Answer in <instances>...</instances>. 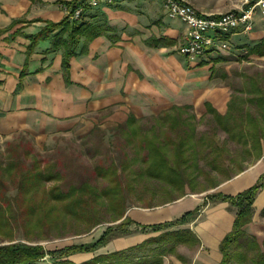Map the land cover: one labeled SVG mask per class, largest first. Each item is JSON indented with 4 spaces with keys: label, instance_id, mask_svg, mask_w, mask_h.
Wrapping results in <instances>:
<instances>
[{
    "label": "crops",
    "instance_id": "1",
    "mask_svg": "<svg viewBox=\"0 0 264 264\" xmlns=\"http://www.w3.org/2000/svg\"><path fill=\"white\" fill-rule=\"evenodd\" d=\"M182 1L204 15L225 13L242 5V0ZM81 2L0 0V139L27 134L43 142L67 131L79 134L90 130L97 121L88 116L106 113L101 122L115 125L129 114L157 115L172 105L190 106L197 119L205 113V104L225 113L231 89L222 76L213 73L222 63L214 62L215 55L190 63L177 54L186 27L167 15L162 0H120L112 5L101 2L95 8L85 2L82 17L73 20L70 13ZM94 15L117 28L121 39L113 44L100 36L86 45L81 39L76 52L84 46L85 53L69 60L67 79L62 50L52 49L60 28L47 36L43 34L45 37L28 51L31 38L43 33L48 23L95 22ZM160 39L163 41L156 45ZM262 39L264 17L256 13L251 31H237L232 36L233 52L249 54ZM254 56L259 57L249 58ZM227 68L224 67L226 72ZM263 174L262 141V156L243 172L210 189L209 195L235 196L253 186ZM206 199L207 195L187 192L163 206H132L124 216L133 221L128 227L129 235L113 238L94 253L75 254L70 259L79 263L98 254L139 245L164 232L141 231L142 226L174 221L200 207L199 213L170 229L189 230L199 243L177 245L173 255L163 257V264H219V245L231 232L237 209L220 201H208L203 206ZM252 208V219L243 230L260 243L264 241V187L257 191ZM102 232L98 231L94 240Z\"/></svg>",
    "mask_w": 264,
    "mask_h": 264
},
{
    "label": "trees",
    "instance_id": "2",
    "mask_svg": "<svg viewBox=\"0 0 264 264\" xmlns=\"http://www.w3.org/2000/svg\"><path fill=\"white\" fill-rule=\"evenodd\" d=\"M92 18L97 21H82L77 25L66 21L48 23L43 33L31 38L28 51L41 38L60 28L52 49L62 50V66L67 79L69 60L85 53L84 46L76 52L81 39L85 45L100 36L113 44L121 39L118 29L103 17L94 15ZM248 53L264 56V39ZM239 92H233L224 114L208 104L198 119L190 106L177 105L157 115L136 117L129 114L125 121L109 129L115 150L106 149L105 158L97 156L99 142H93L98 137L103 144L105 135L95 122L84 136V145L87 144L92 160L90 176L79 182H66L65 168L59 163H44L30 148L21 153L19 144H10L7 159H0V264H163V257L173 255L177 245L198 244L191 231L168 228L184 224L188 217L199 213L200 207L174 221L142 226L141 231L164 232L139 245L98 254L79 263L70 259L75 254L94 253L113 238L131 233L128 227L133 221L124 217L127 209L132 207L127 204L128 195H136L144 188L149 191L147 186L151 185L152 196L160 192L166 199L160 205L149 203L139 207L163 206L185 196L186 189L190 193L214 189L258 160L264 142V88L247 85V99L238 97ZM245 103L254 106L255 112ZM201 123L208 129L199 131ZM219 131L226 135L225 139L219 138ZM227 142L239 144L243 157L236 158ZM114 153L118 157H114ZM28 158L31 163L26 165ZM200 177L209 182V187L202 186V190H197ZM263 187L264 174L253 186L235 196L207 195L203 206L208 201H220L237 209L232 230L219 245L222 254L219 264H264V250L255 237L243 230L252 219L256 193ZM13 191L15 194L11 195ZM102 224H107L106 229L89 243L47 250L37 242L45 239L40 237L44 230L54 229L59 237H63L65 229H77L75 235L80 236ZM20 228L23 229L22 241L17 240L14 233Z\"/></svg>",
    "mask_w": 264,
    "mask_h": 264
},
{
    "label": "rangeland",
    "instance_id": "3",
    "mask_svg": "<svg viewBox=\"0 0 264 264\" xmlns=\"http://www.w3.org/2000/svg\"><path fill=\"white\" fill-rule=\"evenodd\" d=\"M80 1L83 2V0ZM113 1V4L115 2H120V0ZM239 8L240 7H236L232 10H236ZM233 53L235 54L232 49L228 54H216L214 56V59L221 58L220 62L223 66H219L217 70L215 68V70H213V73L215 72L216 76L223 77L226 85H228L231 89V95H233V92L235 91H240L236 95L242 99H247L248 96L245 94L247 85L254 84L262 86V88H264V56H254L252 58H249L251 55L244 53V51H241L240 54H235V56H232ZM224 67H228L227 72L224 70ZM245 105L255 112L254 106L249 105L248 103H245ZM103 115L107 114L105 113ZM102 116L97 114L88 117H94L97 121L96 123L98 124V126L105 133L103 144H101L98 137L93 139V142L95 144L99 142L98 148L100 153L97 156L99 157L103 155L105 158L106 149L107 151L115 150V148L111 144L112 135L111 131L109 130L114 126V124L101 122L100 118ZM207 127L208 126L205 123H201L198 126V130H207ZM87 132H89L88 129L83 130L79 134L73 131H67L65 133L55 135L43 142H37L33 137L27 134H16L8 139H0V159L2 161H5L7 159V148L10 146V144H19L21 146V153L24 150L30 148L33 155H36V157L44 163L46 161H50L51 163L55 161L59 163L62 168L64 167L66 173V182H79L80 180H83L84 178L90 176L92 167V160L91 158H89L90 154L87 144L84 145V143L86 142L84 140V136L85 134H87ZM218 136L221 140L226 138V135L221 131H219ZM227 147L236 154V158L240 159L243 157L241 156L242 148L239 144L227 142ZM115 153L113 154L114 157H118V155ZM30 163V158L26 159V165H29ZM203 179V177H200V184L196 185L197 190H202V186L209 187V182ZM52 184L53 182L48 183L47 186ZM147 188H149V191L144 188L141 189V191L136 195H128L127 204L133 207L146 206L149 203L152 205H160L166 199V197L160 192H157L154 196H152L150 194V191L153 190L151 185L147 186ZM186 192L189 193V190L186 189ZM209 193L210 190H207L198 194L209 195ZM14 194L15 191H13L11 195ZM114 224L116 223H111L110 225ZM106 227L107 224L99 225L90 233L80 236L75 235L77 229H65L62 235L63 237H59L58 231L54 229L44 230L41 234L42 236L40 237L45 239L37 240V242L43 245L47 250L58 249L71 244L89 243L95 239V236L98 235V231H104ZM168 229H173V227ZM14 233L17 240H24L23 229H15ZM119 233L120 232H118L117 234ZM259 244L261 246V249L264 250V241L260 242Z\"/></svg>",
    "mask_w": 264,
    "mask_h": 264
},
{
    "label": "built area",
    "instance_id": "4",
    "mask_svg": "<svg viewBox=\"0 0 264 264\" xmlns=\"http://www.w3.org/2000/svg\"><path fill=\"white\" fill-rule=\"evenodd\" d=\"M85 2L95 8L101 2L113 4V0H83L72 9L70 16L78 20L83 15ZM163 8L172 19H178L186 32L176 52L190 63H196L207 55L230 53L232 36L241 31L252 30L254 17L259 13L264 17V0H242L239 9L221 14H201L189 3L182 0H162Z\"/></svg>",
    "mask_w": 264,
    "mask_h": 264
}]
</instances>
